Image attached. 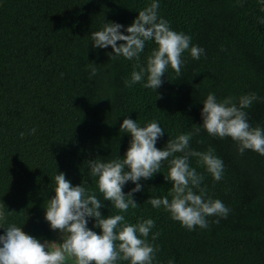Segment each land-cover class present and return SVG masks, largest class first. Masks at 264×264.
Wrapping results in <instances>:
<instances>
[{
	"label": "trees",
	"instance_id": "1",
	"mask_svg": "<svg viewBox=\"0 0 264 264\" xmlns=\"http://www.w3.org/2000/svg\"><path fill=\"white\" fill-rule=\"evenodd\" d=\"M151 3L0 0L3 226L11 224L42 242H55L43 208L55 195L54 176L63 171L73 185L82 183L89 194L103 200L98 177L89 174L88 160L123 159L131 135L120 131V125L130 116L140 126L153 120L161 124L165 134L158 148L168 139L192 132L191 149H213L224 162L223 177L214 180L198 163L199 157L190 156V166L203 176L200 188L193 190L201 194L203 189L205 199H220L230 211L226 218L207 217V228L188 230L163 205L154 208L150 196L172 198V184L165 179L170 165L163 161L159 172L141 181L144 190L133 193L135 208L129 206L124 212L105 200L102 214H121L122 224L153 219L154 227L144 238L156 249L153 264L169 260L264 264V155L248 149L241 154L231 137L210 135L200 125L202 101L208 93L218 101L231 98L237 104L241 96L255 93L257 99L244 111L252 127H264V4L261 0H159L158 17L189 35L191 44L205 52L194 59L185 50L180 73L169 66L157 90L143 87V81L127 87L125 79H130L134 66L139 70L146 65L155 42H146L139 60L110 59L106 53L111 46L93 48L90 34L110 21L130 25ZM93 66L97 72L90 78ZM28 127L30 134L25 131ZM134 186L128 182L123 191ZM94 220H89L90 228ZM116 264L130 261L118 259Z\"/></svg>",
	"mask_w": 264,
	"mask_h": 264
},
{
	"label": "clouds",
	"instance_id": "2",
	"mask_svg": "<svg viewBox=\"0 0 264 264\" xmlns=\"http://www.w3.org/2000/svg\"><path fill=\"white\" fill-rule=\"evenodd\" d=\"M261 3L264 4V0ZM158 8L159 0H152L148 7L139 10L130 25L110 21L90 34L93 48L108 49L111 46V51L106 53L110 59L123 56L128 60H139L146 42H155L157 47L147 57L146 65H140L139 70L134 66L130 79H125L127 87L143 81V87L157 90L169 66L180 73L185 50H190L194 59H199L205 52L202 47L191 44L189 35L171 29L168 21L158 17ZM118 41L123 42L118 44ZM96 72V67H91L90 78ZM256 99L255 93L246 94L239 98L237 104L231 98L218 101L216 95L210 92L202 101L200 125L210 135L231 137L237 142L241 154L248 149L264 155V127H252L244 111ZM121 130L131 135L123 159L107 162L88 160L89 174L98 177L97 184L103 200L94 193L89 194L82 183L73 185L63 171L54 176L55 195L43 204V208L49 228L58 230L61 237L58 247L54 243L42 242L20 227L11 224L4 227L5 212L0 206V229H3L0 232V264H65L66 254L74 257L76 264H116L118 259L128 260L130 264H153L156 249L144 238L154 227V220L148 218L136 224H122L123 215L104 216L101 208L105 200L124 212L129 206L135 208L137 201L133 193L144 190L141 181L159 172L163 161L170 165L165 179L172 184V198L150 196L148 202L154 208L163 205L171 218L188 230L196 226L207 228L209 216L227 217L230 209L223 201L211 197L205 199L203 189L201 194L193 190L200 188L203 176L190 166V156L199 157L198 163L204 165L214 180L219 181L223 177L224 162L214 154L213 149L206 152L191 149L192 132L168 139L163 147L158 148L157 142L164 136L165 130L157 120L140 126L136 119L126 116L120 125ZM199 130L196 129L197 132ZM25 131L30 134L32 129L28 127ZM24 134L21 133L22 136ZM169 157L172 159L169 160ZM128 182L135 186L125 193L123 188ZM126 196L130 198L126 199ZM91 218L95 220L90 228ZM215 222L218 223L219 219ZM94 228L101 231L97 233ZM168 264H174V261L169 260Z\"/></svg>",
	"mask_w": 264,
	"mask_h": 264
},
{
	"label": "rangeland",
	"instance_id": "3",
	"mask_svg": "<svg viewBox=\"0 0 264 264\" xmlns=\"http://www.w3.org/2000/svg\"><path fill=\"white\" fill-rule=\"evenodd\" d=\"M53 232H54V234L56 236V240H55V242H48V243H50V244H53L54 243L58 247L59 246V242H62L61 241V237L59 235L58 230L57 231H53ZM49 250H55V249L54 248H50ZM65 264H76L75 258L74 257H68L67 254H66Z\"/></svg>",
	"mask_w": 264,
	"mask_h": 264
}]
</instances>
